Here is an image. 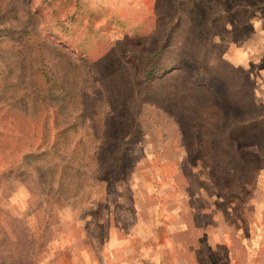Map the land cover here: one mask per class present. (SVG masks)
<instances>
[{
	"label": "rangeland",
	"instance_id": "1",
	"mask_svg": "<svg viewBox=\"0 0 264 264\" xmlns=\"http://www.w3.org/2000/svg\"><path fill=\"white\" fill-rule=\"evenodd\" d=\"M0 264H264V0H0Z\"/></svg>",
	"mask_w": 264,
	"mask_h": 264
},
{
	"label": "crops",
	"instance_id": "2",
	"mask_svg": "<svg viewBox=\"0 0 264 264\" xmlns=\"http://www.w3.org/2000/svg\"><path fill=\"white\" fill-rule=\"evenodd\" d=\"M235 6H236V5H233L232 8L235 7ZM237 6H240V5H237ZM229 8H231V6H230ZM226 14H228V13H226ZM226 14H223V15H226Z\"/></svg>",
	"mask_w": 264,
	"mask_h": 264
}]
</instances>
